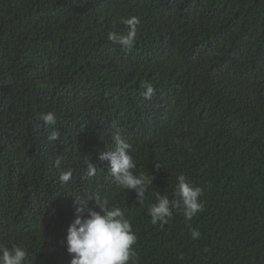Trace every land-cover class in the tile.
Returning a JSON list of instances; mask_svg holds the SVG:
<instances>
[{
    "label": "trees",
    "instance_id": "obj_1",
    "mask_svg": "<svg viewBox=\"0 0 264 264\" xmlns=\"http://www.w3.org/2000/svg\"><path fill=\"white\" fill-rule=\"evenodd\" d=\"M132 17L126 51L107 34ZM116 131L152 179L142 202L99 160ZM180 175L203 210L153 225L149 206L176 199ZM96 197L130 220L135 264H264V0H0V243L26 264H69L75 198L86 217Z\"/></svg>",
    "mask_w": 264,
    "mask_h": 264
},
{
    "label": "clouds",
    "instance_id": "obj_2",
    "mask_svg": "<svg viewBox=\"0 0 264 264\" xmlns=\"http://www.w3.org/2000/svg\"><path fill=\"white\" fill-rule=\"evenodd\" d=\"M129 26L127 34H119L109 31L107 39L119 45L126 51H130L137 38L136 25L139 20L136 17L123 21ZM146 92L145 99H151L153 88L150 83L144 85ZM40 119L45 127L50 130L48 140L57 141L60 137L56 130V115L53 112L42 114ZM114 149L103 151L99 154L100 161H107L109 172L115 184L122 189L132 190L136 197L142 202L145 192L152 179L134 174L136 164L130 154V144L122 137L119 131L112 135ZM61 163L58 158L55 164ZM97 167L88 163L86 175L91 178L96 175ZM72 178V171L66 170L61 173L59 179L68 183ZM176 199L170 200L167 196L156 194V203L148 208V215L151 223L165 224L172 218L173 209L182 210L186 221H191L198 212L203 210L200 202L202 189L192 185L184 175L177 177V185L174 193ZM75 219L67 229L63 241L66 252L70 256L69 264H135L134 246L137 236L132 229L130 220L125 212L116 206H109L107 200H96L95 209L89 210L86 217L81 213L87 207V200L75 198ZM192 239L200 237V232L191 230ZM28 252L25 248L13 245L11 247L0 243V264H26Z\"/></svg>",
    "mask_w": 264,
    "mask_h": 264
}]
</instances>
